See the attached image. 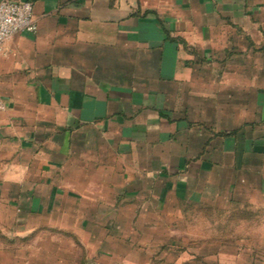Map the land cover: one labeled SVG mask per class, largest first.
Here are the masks:
<instances>
[{
  "label": "crops",
  "instance_id": "0c3cea01",
  "mask_svg": "<svg viewBox=\"0 0 264 264\" xmlns=\"http://www.w3.org/2000/svg\"><path fill=\"white\" fill-rule=\"evenodd\" d=\"M28 1L38 32L0 53V218L27 232L14 240L106 244L162 214L222 246L264 225V0Z\"/></svg>",
  "mask_w": 264,
  "mask_h": 264
},
{
  "label": "rangeland",
  "instance_id": "374dc122",
  "mask_svg": "<svg viewBox=\"0 0 264 264\" xmlns=\"http://www.w3.org/2000/svg\"><path fill=\"white\" fill-rule=\"evenodd\" d=\"M135 207L133 204L123 206L122 213L126 217L117 220L129 226L128 215ZM1 212L9 213L0 204ZM64 220L58 219L60 224H64ZM236 222L240 220L236 219ZM108 224L112 225L111 222ZM139 228L142 231L138 237L128 239L131 234L126 233L119 237L120 241L110 239L106 244L102 241L103 234L79 238L76 235L73 238L41 234L14 240L15 234L24 236L27 232L19 231L11 217L0 218V264H85L87 256L92 262L103 264H258V259L264 261V225L261 223L251 224L248 233H245V227L236 225L238 234H226V241H229L222 246L219 241H206L201 225L192 227L177 216L155 214L150 218H139ZM76 239L81 243L88 241V253L76 247ZM245 245L250 250H245ZM97 251H100L98 256Z\"/></svg>",
  "mask_w": 264,
  "mask_h": 264
},
{
  "label": "built area",
  "instance_id": "2783aa9c",
  "mask_svg": "<svg viewBox=\"0 0 264 264\" xmlns=\"http://www.w3.org/2000/svg\"><path fill=\"white\" fill-rule=\"evenodd\" d=\"M34 4L28 0L0 1V53L12 37L21 33L36 34ZM0 108H3L0 105Z\"/></svg>",
  "mask_w": 264,
  "mask_h": 264
}]
</instances>
